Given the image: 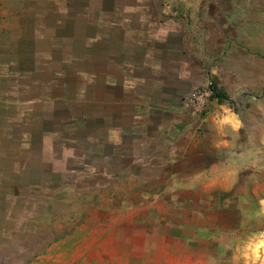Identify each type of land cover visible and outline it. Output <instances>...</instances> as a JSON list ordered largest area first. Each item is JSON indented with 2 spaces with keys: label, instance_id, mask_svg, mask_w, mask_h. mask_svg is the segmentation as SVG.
Masks as SVG:
<instances>
[{
  "label": "crops",
  "instance_id": "1",
  "mask_svg": "<svg viewBox=\"0 0 264 264\" xmlns=\"http://www.w3.org/2000/svg\"><path fill=\"white\" fill-rule=\"evenodd\" d=\"M59 3L55 10L50 0H0V168H20V174L42 168L76 181L88 180L79 178L88 174L90 185L109 187L116 179L130 181L135 168H152L149 160L162 152V162L169 157L172 163L157 167L182 172L174 181L177 188L198 185L203 196L222 195L223 212L233 215L237 196H229L241 184L242 168L224 162L196 167L184 160L197 150L210 153L211 146L202 142L208 134L191 132L183 101L209 87L212 104L264 92V0ZM54 22L58 38L51 32ZM68 75L78 83L80 106L65 98ZM66 114L71 115L67 123ZM85 127L86 133H77ZM174 160L182 162L176 167ZM185 168L204 170L193 175ZM254 194L253 212L262 219L264 185L254 187ZM83 203L86 220L99 214ZM202 214L206 211L200 210L197 219L205 220ZM207 216L208 246L225 248L244 238ZM208 228L216 230L208 233Z\"/></svg>",
  "mask_w": 264,
  "mask_h": 264
},
{
  "label": "rangeland",
  "instance_id": "2",
  "mask_svg": "<svg viewBox=\"0 0 264 264\" xmlns=\"http://www.w3.org/2000/svg\"><path fill=\"white\" fill-rule=\"evenodd\" d=\"M50 1L58 10L60 0ZM52 25L58 38V24ZM66 80L67 102L82 105L75 96V77L68 75ZM92 95L88 88L86 100L91 101ZM76 112L70 109L71 114ZM208 112L202 118L190 115V130L208 134L202 142L211 151L197 150L184 160L196 167L224 162L242 168L241 184L229 196L231 200L237 196L233 215L223 212L222 195L203 196L198 185L184 191L177 188L174 181L182 172L172 174L178 168L170 165L157 167L171 162L169 157L162 162V152L149 160L152 168H135L137 175L130 181L116 179L109 187L96 181L90 185L88 174L79 175L88 180L76 181L68 173L66 180L65 174L42 168L22 174L20 168H0V264H189V258L204 260L203 264H264V218L253 212L258 206L254 187L264 185V92L240 93L223 103H211ZM70 118L66 114L62 120L67 123ZM218 123L219 127L212 126ZM85 128L77 133H86L89 127ZM180 162L173 164L177 167ZM202 169L183 171L197 175ZM83 202L88 210L91 205L98 208L99 214L95 218L89 214L86 220ZM200 210L206 211L201 215L205 220L197 219ZM207 215H212L215 226H227L244 238L225 248L208 246L203 236ZM214 230L208 228V233Z\"/></svg>",
  "mask_w": 264,
  "mask_h": 264
},
{
  "label": "built area",
  "instance_id": "3",
  "mask_svg": "<svg viewBox=\"0 0 264 264\" xmlns=\"http://www.w3.org/2000/svg\"><path fill=\"white\" fill-rule=\"evenodd\" d=\"M213 90L209 87L190 92L183 101V108L191 116L204 117L210 107Z\"/></svg>",
  "mask_w": 264,
  "mask_h": 264
},
{
  "label": "trees",
  "instance_id": "4",
  "mask_svg": "<svg viewBox=\"0 0 264 264\" xmlns=\"http://www.w3.org/2000/svg\"><path fill=\"white\" fill-rule=\"evenodd\" d=\"M214 96H216L217 98H219L220 101H223V100L226 99L224 96H221L219 93H217V92H215V91H214Z\"/></svg>",
  "mask_w": 264,
  "mask_h": 264
}]
</instances>
